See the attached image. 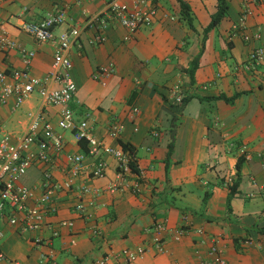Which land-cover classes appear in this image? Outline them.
Listing matches in <instances>:
<instances>
[{"label": "crops", "instance_id": "1", "mask_svg": "<svg viewBox=\"0 0 264 264\" xmlns=\"http://www.w3.org/2000/svg\"><path fill=\"white\" fill-rule=\"evenodd\" d=\"M108 1L0 0V29L19 45L6 51L0 48V70L27 68L39 77L49 72L57 42L36 41L22 24L65 9L66 20L55 26V36L82 26L81 45L75 44L69 53L78 86L69 106L78 121H89L106 145L129 144L146 176L137 190L134 174L124 190H108L117 177L116 161L103 152L101 157L108 163L105 176L85 172L77 179L98 189V194L83 197L91 218L73 210L79 201L76 195L60 191L56 195L60 212L52 220L70 219L74 226L62 227L52 240L48 237L55 224L43 232L44 240L38 244L35 234H22L7 219H0L4 233L0 250L8 258L0 264H52L46 259L50 253L57 264H98L108 254L115 262L122 249L139 247L149 252L131 264H201L212 258L211 241L217 238L225 245L227 264H264V61L247 67L251 51L264 45V0H227V16L206 36L204 29L217 10V0H185L195 27L182 17L178 0H161L155 22L138 29L131 39L125 40L128 30L111 19L107 40L92 44L96 28L83 25L104 11ZM21 48L35 51L30 64ZM196 57L199 66L192 79L187 69ZM110 62L115 71L104 83L95 79L96 69ZM177 94L186 101L176 103ZM222 94L238 95L228 102L218 98ZM134 106L140 113L132 119ZM40 108L60 131V107L43 105L38 92L20 107L10 99L0 109V124L20 136L27 130L29 114ZM116 121L124 123L119 138L109 134ZM63 133L67 143L56 155L54 168L61 182L67 177L68 156L87 153L85 141L77 142L69 130ZM240 158L244 162L238 192L229 201ZM92 162L88 157L87 163ZM19 181L40 185V166H31ZM156 222L186 227L180 240L165 236V253H158L152 243ZM95 225L100 235L93 233ZM247 239L251 243L246 244Z\"/></svg>", "mask_w": 264, "mask_h": 264}, {"label": "built area", "instance_id": "2", "mask_svg": "<svg viewBox=\"0 0 264 264\" xmlns=\"http://www.w3.org/2000/svg\"><path fill=\"white\" fill-rule=\"evenodd\" d=\"M109 0L104 11L97 13L87 19L84 27L93 25L96 32L90 42L100 44L107 40L106 29L111 19L118 21L124 26L129 34L125 40L131 39L133 34L143 26L152 25L160 11L161 0ZM247 12H243L241 23L244 24ZM65 9H57L49 13L45 18L38 21H25L22 28L32 35L40 43L53 41L57 42L52 68L44 76L32 75L30 70L13 69L11 72L0 70V109L5 106L10 99H14L15 107H20L30 96L38 92L42 98L43 105H53L60 107V118L57 130L55 125L43 113L42 108L37 112L30 113V121L27 130L20 136H15L0 124V219H7V222L16 227L22 234H35L34 241L40 243L44 240L43 232L55 224L48 240H52L60 235L62 227H73L74 221L66 218L59 219L56 223L52 218L60 212L57 193L65 191L69 195H76L78 202L74 204L73 210L83 218H91L92 214L83 197L87 193L98 194V189L86 183H77V179L85 172L93 177L105 176L108 163L101 157L103 152L112 155L116 161L117 177L113 183L107 187L110 191L124 190L129 182V177L136 176L133 189H138V182L146 176V169L143 168L136 159L134 152L125 150L123 147L106 145L94 133L88 120L78 121L74 111L69 104L74 99L78 86L72 76L73 62L69 55L71 48L81 45L79 37L82 26L74 25L55 36L53 30L55 26L65 22ZM246 39H250L245 34ZM16 41L0 29V48L4 51L18 47ZM23 56L28 64L35 56L34 50L21 48ZM264 61V45L254 48L248 60L247 67H255ZM115 71L113 62L98 67L93 77L101 82ZM58 84V86H55ZM184 97L177 94L175 102L182 104ZM140 113V108L134 106L131 109L130 117L136 118ZM124 128L122 121H116L109 127V134L113 138H119ZM71 131L77 142L85 141L87 153H76L68 156L66 168V179L59 181L54 174L56 166V155L63 152L66 146V138L63 132ZM155 134H157L155 132ZM246 147L242 148L245 153ZM93 158L91 164L87 163V158ZM40 166L42 181L38 186H31L21 183L20 177L33 166ZM262 167L264 169V156L262 157ZM136 169V170H135ZM187 219V217H185ZM203 229L199 232L202 233ZM95 235H100V229L95 225L92 227ZM186 231L185 225L177 228L170 227L166 222H156L154 225L155 235L153 246L158 253L168 251L165 245V236L171 235L176 240H180ZM4 233L0 231V237ZM251 243V239L244 241ZM149 248L139 247L137 249H122L115 262L111 261L110 254L104 255L98 260V264H131L142 258ZM209 253L212 258L201 261V264H227L225 255V245L222 241L212 239ZM48 262L57 264L55 256L50 253L46 256ZM8 260L6 254L0 250V262ZM13 264H21L13 261ZM172 264H180L174 261Z\"/></svg>", "mask_w": 264, "mask_h": 264}, {"label": "trees", "instance_id": "3", "mask_svg": "<svg viewBox=\"0 0 264 264\" xmlns=\"http://www.w3.org/2000/svg\"><path fill=\"white\" fill-rule=\"evenodd\" d=\"M218 1V6H217V10L216 12H214L212 14V19L210 24L204 29V34L205 36L210 32V30H212L213 28L217 27L220 25L221 21L223 20V18H225L228 14V10H229V5L227 0H217ZM180 7H181V13H182V17L185 18V20L188 21V23L190 24L191 27H195L193 24V17H192V12H191V6L190 4L185 1V0H178ZM203 49L201 50L202 53ZM199 58L196 57L191 65V68L187 69V72L189 73L190 77L193 79L194 74L196 69L199 66ZM238 95V94H237ZM237 95H234L233 97H228L227 95H220L218 98H223L228 102H233L235 97ZM186 99L184 98L183 102H185ZM122 146L125 150H129V151H133L132 147H130L129 144H123ZM87 150V149H86ZM244 162V158H240L237 162V173H236V177L233 179L232 183L230 184V197H229V201L231 200V197L233 195H235L238 192V185L241 179V168H242V164ZM136 170V169H135Z\"/></svg>", "mask_w": 264, "mask_h": 264}, {"label": "rangeland", "instance_id": "4", "mask_svg": "<svg viewBox=\"0 0 264 264\" xmlns=\"http://www.w3.org/2000/svg\"><path fill=\"white\" fill-rule=\"evenodd\" d=\"M7 126H8V128H11V123H8V125H7Z\"/></svg>", "mask_w": 264, "mask_h": 264}]
</instances>
